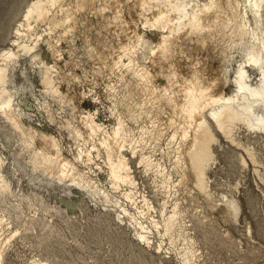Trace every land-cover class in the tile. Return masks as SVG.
Segmentation results:
<instances>
[{"label": "bare ground", "instance_id": "bare-ground-1", "mask_svg": "<svg viewBox=\"0 0 264 264\" xmlns=\"http://www.w3.org/2000/svg\"><path fill=\"white\" fill-rule=\"evenodd\" d=\"M97 1V20L88 25L89 32H97L88 50L95 76L88 91H72L77 75L73 79L57 63L36 60L37 27L49 21L50 33L60 32L57 44L50 43L53 55L60 56L58 41L77 28L79 12ZM16 42L19 49L0 54V114L17 132L32 169L53 185L89 193L105 210L114 208L147 247L163 251L167 237L179 264H199L202 252L187 224L185 193L192 201L198 193L210 201L208 171L218 134L242 146L253 162L255 152L235 130L243 125L264 134V0H33L16 27ZM21 51L43 63L42 97L36 99L49 123H31L14 105L9 79ZM89 93L105 104L109 122L84 105ZM50 98L57 99L59 111ZM130 155L151 173L158 207L146 195L137 202ZM5 161L0 151V264H11L30 226L24 221L15 227L2 202L4 194L13 193ZM241 161L247 166L245 156ZM21 196L28 199L29 217L40 215L37 204ZM215 203L224 217H237L234 198ZM155 208L158 218L151 214ZM156 234L162 239L155 243ZM48 262L35 256L28 264Z\"/></svg>", "mask_w": 264, "mask_h": 264}, {"label": "rangeland", "instance_id": "rangeland-1", "mask_svg": "<svg viewBox=\"0 0 264 264\" xmlns=\"http://www.w3.org/2000/svg\"><path fill=\"white\" fill-rule=\"evenodd\" d=\"M32 1L0 0V54L9 48L19 49L16 27ZM99 4L97 1L93 7L79 12L77 28L58 41L62 49L60 56L53 55L50 48V43L57 44L60 32L50 33L49 21L40 22L37 27V36H41L36 60L40 58L43 61L45 58L50 65L57 63L73 79L77 75V80L71 82L72 91H88L92 86L96 65L88 50L91 48L90 40L97 37V32L94 28L89 32L88 25L97 20L94 8ZM42 67V62L35 63L30 53L21 51L9 79L15 107L24 119L34 124L49 123L47 112L36 99L42 97ZM98 78L101 83L104 82L102 77ZM63 88L67 87L64 85ZM50 99L53 100V109L59 111L57 99ZM83 103L97 110L103 121L109 122L106 106L99 99L89 93ZM48 127L50 131L58 133L53 129L54 124ZM238 127L235 130L236 138L255 152L257 161L253 162L242 146L218 134V142L214 144L215 161L208 171L211 202L201 193L196 194L197 200L192 201L191 196L185 193L189 208L187 224L196 237L198 253L202 252L199 264H264V134L248 131L243 125ZM20 144L17 132L0 114V151L6 158L5 166L10 170L13 188L12 194H4L2 202L13 214L14 226L24 221H28L30 226L24 232V242L17 248L20 255L12 254L11 264H28L35 256L47 257L49 264H177L174 247L167 237H162L166 239L163 246L167 253H164L165 249L158 252L147 247L132 225L118 219L114 208L105 210L93 201L89 193L83 195L78 187L72 185L58 187L48 182L51 180L49 176L40 170L34 171L28 153L21 151ZM159 153L158 157L161 156ZM242 155L247 160V166L241 161ZM130 157L136 179L137 202L142 204V196L146 195L158 207L159 195L152 185L151 173L138 163V158ZM165 158L169 165V160ZM14 164L20 167L19 172L14 170ZM102 179L103 184L108 185L106 179ZM23 193L37 204L41 216L29 217L26 207L28 199L22 198ZM227 198H234L238 202L240 210L237 217H224L219 206H213L215 201V204H221ZM19 201L21 205L16 208ZM129 205L134 208V205ZM43 207L47 211H43ZM151 214L158 218V209H152ZM162 238L156 234L154 242Z\"/></svg>", "mask_w": 264, "mask_h": 264}]
</instances>
